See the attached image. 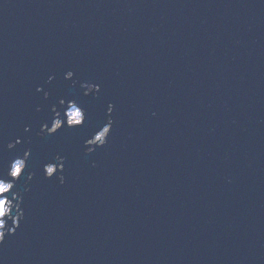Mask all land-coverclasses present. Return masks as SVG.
I'll list each match as a JSON object with an SVG mask.
<instances>
[{"label": "water", "instance_id": "obj_1", "mask_svg": "<svg viewBox=\"0 0 264 264\" xmlns=\"http://www.w3.org/2000/svg\"><path fill=\"white\" fill-rule=\"evenodd\" d=\"M0 171V264H264V0H0Z\"/></svg>", "mask_w": 264, "mask_h": 264}, {"label": "rangeland", "instance_id": "obj_2", "mask_svg": "<svg viewBox=\"0 0 264 264\" xmlns=\"http://www.w3.org/2000/svg\"><path fill=\"white\" fill-rule=\"evenodd\" d=\"M65 114L67 116L66 120H67L68 124H70V125H75V123H79L81 121V119H82L81 111L76 108L74 103H71V102L69 104V108L65 111ZM60 122H61L60 119H58V118L55 119L53 121V124H52L53 127H52L51 130L57 128L60 125ZM104 134H105V129L102 130L101 132H99L97 134V136L93 140H91V143H94V142L97 143V142L102 141L104 139V136H105ZM23 162H24V160H17L16 162H14V164H13V166L11 168L13 176H18V174L21 172L20 170L22 169ZM49 169H51L52 171H49ZM17 170H19V171H17ZM47 170H48L49 173L54 171L52 166L47 167ZM0 184H3L8 189L10 188L9 184H5V183H2V182ZM0 201L5 202V204H4V214H8L10 206H7V205H10L12 203H10V201H8V200L6 201L5 198L0 199ZM13 205L14 204H12V207H13ZM15 209H17V205H16ZM2 217H3V215L0 216V218H2ZM7 217H9V215ZM17 217H18V214L16 213V216L13 219L14 222L16 221ZM4 222H5V219L0 220V228L4 227L3 226ZM0 233H3V229H0Z\"/></svg>", "mask_w": 264, "mask_h": 264}, {"label": "clouds", "instance_id": "obj_3", "mask_svg": "<svg viewBox=\"0 0 264 264\" xmlns=\"http://www.w3.org/2000/svg\"><path fill=\"white\" fill-rule=\"evenodd\" d=\"M70 75H73V73L72 72H68L67 74H66V76H65V78L67 79V78H69V76ZM52 79V77H50L49 78V80H51ZM85 85H87V84H85ZM41 89H37V91H40ZM46 96V95H45ZM39 109V108H38ZM109 120V119H108ZM108 120H107V122H108ZM112 125V124H111ZM107 141V140H106ZM105 144H106V142H105ZM104 144V145H105ZM103 145V146H104ZM17 171H19V170H17ZM14 178H16L15 176H14ZM50 179V178H49ZM59 179V178H58ZM9 189L8 188H6L3 184H0V195H3L5 192H7ZM4 214V202L3 201H0V216H2ZM11 234H13V233H11ZM11 234H4V233H0V244H2L3 242H4V239H5V236L6 235H11Z\"/></svg>", "mask_w": 264, "mask_h": 264}, {"label": "snow or ice", "instance_id": "obj_4", "mask_svg": "<svg viewBox=\"0 0 264 264\" xmlns=\"http://www.w3.org/2000/svg\"><path fill=\"white\" fill-rule=\"evenodd\" d=\"M100 89L98 87L95 86V92H99ZM37 111H39V109L37 108ZM113 112V106L111 104H109L108 106V113L111 114ZM78 118V117H77ZM109 124H112L113 121L111 119L108 120ZM49 171H52L51 169H49ZM7 179V173L5 174L4 172L0 171V182H3ZM61 179L63 180V177H61ZM61 185H63V183H61Z\"/></svg>", "mask_w": 264, "mask_h": 264}]
</instances>
